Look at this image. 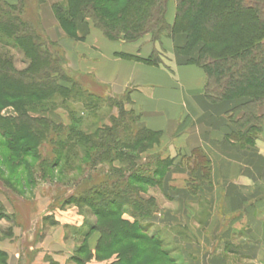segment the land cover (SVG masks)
<instances>
[{"label": "trees", "instance_id": "obj_1", "mask_svg": "<svg viewBox=\"0 0 264 264\" xmlns=\"http://www.w3.org/2000/svg\"><path fill=\"white\" fill-rule=\"evenodd\" d=\"M94 1L67 0L69 12L71 15L75 14L74 16L83 12L92 20V25L109 40L121 39L131 42L141 38L145 33H151L152 40L158 41L162 33L172 36L178 33L185 34V42L178 51L182 54L195 52V55L188 59V63L195 64L204 71L205 98L209 102L240 100L229 111V120L235 130L228 134V138L237 141L243 147L254 144L264 125V0H174L172 23H168L165 18L170 0H127L125 8L119 9L113 17L97 11ZM121 1L106 0L109 3ZM1 4L0 2V44L17 47L27 57L29 63L25 69L17 70L13 67L11 58L3 56L0 52V96L10 99L19 97L52 99L59 96L62 103L74 99L82 106H87L89 110L96 108L98 103L96 99H92L94 96L91 94L83 96L72 78L65 77L59 56L45 45L43 48L32 26L17 15L20 7ZM61 18L57 16L59 24ZM198 43L202 45L197 49ZM140 60L151 65L160 63L155 51L147 59ZM62 79H67L72 86L59 84V80ZM0 103H3L2 99ZM13 105L15 115L2 114L0 106V134L5 138L9 150L31 153L33 157L39 156L37 146L41 140L48 137L45 136V129L49 125L56 130L60 128L44 116L30 115L29 111L18 103L17 106L15 103ZM237 112L241 114L234 119L233 115ZM122 122L117 121L108 130L106 140H111L115 145L120 142L121 139L117 136L122 133L120 128ZM76 125L77 120L61 133L62 139L54 140L52 151L55 159L68 160L71 144H77L78 139L88 137H85L88 134ZM132 134L134 138L127 134L128 138L125 141L127 144L123 149H133L143 140V135L159 136L160 132L142 127L137 128ZM109 146L104 147L101 153L106 155L111 151ZM115 155L119 153L116 152ZM192 155L206 162V170L209 171V162L199 149L193 150ZM157 163L160 166L149 172L131 171L126 178L124 176L126 169L123 167L115 172L117 173L115 181L102 180L99 184L83 190L82 195H70L64 200V204H85L93 209L97 217L103 218H107V214L111 213L110 207L115 206L121 214L126 213L133 219L110 220L108 217L106 223L91 227V230L96 229L99 233L93 254L85 242L91 231L84 232L80 246L82 248L78 249H85L89 259L91 255L96 259H105L101 258L103 253L122 239L134 238L135 230H141L145 238L156 246L160 247L163 244V240L158 236L147 235L143 229L145 226L139 223L155 211L154 200L151 197L134 196L130 189V183L133 181L155 186L162 191L165 184L164 175L173 165V159L169 156L159 157ZM51 166L55 164H48V168ZM70 166L73 169L78 168L77 164ZM135 166L130 164L127 169L133 170ZM163 167L164 170H161ZM136 251L137 247L132 245L127 250L117 253L114 260L104 264H131L136 257ZM0 255L4 256L2 252ZM159 257L162 260L163 257L167 258V261L163 260L164 263L161 264H175L168 256V249L161 248ZM87 259L75 254L70 256V261L74 264H84Z\"/></svg>", "mask_w": 264, "mask_h": 264}, {"label": "rangeland", "instance_id": "obj_2", "mask_svg": "<svg viewBox=\"0 0 264 264\" xmlns=\"http://www.w3.org/2000/svg\"><path fill=\"white\" fill-rule=\"evenodd\" d=\"M0 2L2 3L1 5H17L20 7L19 11L17 10L18 12H16L17 15L32 26L43 48L45 45L59 56V62L62 63L65 77L69 76L72 78L82 91L83 96L91 94L94 96L92 99H96L98 103L96 108L89 110L87 106H82L80 102L74 99H69L67 102L62 103L59 96H55L52 99L22 97L10 99L0 96L4 103H0L2 114L15 115L13 103L16 106L18 103L19 106L26 108L30 115L44 116L60 128V130H56L52 125H49L45 129V136L48 137L41 140L37 146L40 157H33L31 153L25 154L20 151L9 150L5 143V138L0 134V243L18 242L26 255V250L30 244L32 246L33 243L43 241L44 238L48 237L45 242L47 245L49 241L48 234L50 231L52 232V228L55 226V215L60 216L62 219L67 216L74 217L77 214L83 220L82 227L78 228L73 224L65 225L64 238L75 246L73 254L87 259V251L78 249L82 248L80 246L84 232L91 231L85 238V242L89 251L93 254L94 248H91L88 243L90 238L92 239L97 234L99 236V233L96 229L91 230V227L106 223L108 217H110V220L125 218L132 221L133 219L126 213L121 214L115 206H111V213L107 214V218H103V216L97 217L93 209L85 204H64V200L70 195H82L81 192L83 190L99 184L102 180L115 181V175H117L115 172H118L123 167L126 169L124 173L126 178L131 171L145 170V172H149V170L160 166L157 163L159 157H166L161 147V134L159 136L147 135L145 137L143 135V140L136 144L133 149H123V146L127 144L125 141L128 135L134 138L132 133L137 128H142L138 123L136 112L130 109L126 95L118 97L113 94L110 95L107 92V88L97 83L91 74L77 71L73 66L69 65L63 42L68 39L67 41L73 46L75 41L80 39L77 36L76 26L80 27L87 23L92 25V20L87 15L82 12L83 14H77L76 16L72 14V16L69 12L67 0H0ZM126 2L127 0H122L120 3H109L106 0L94 1L97 11H101L110 17H113L119 9L122 8L123 10ZM169 3L175 4L174 0H170ZM48 10L51 22L46 25L49 20L47 18ZM56 15L60 18L62 17L60 19L61 25ZM58 24L62 27L64 33L60 30ZM92 27L94 26L92 25ZM145 35H151V33H145L143 36ZM161 35H164V33ZM201 45L202 43H198L197 49ZM0 52L3 56L11 58V63L17 70H23L28 66L29 60L17 47L0 44ZM68 80H59V84L67 87L72 86ZM75 120H77L76 126L85 134H88L85 136L88 137L78 139L79 142L77 144H71L72 149L69 152L68 160L67 158L62 160L55 159V154L52 151L54 140L62 139L61 133L67 130V127L73 124ZM121 120L123 121L120 126L122 133L117 136L121 140L120 144L115 145L111 140H106V134L117 121L120 122ZM108 145H110L111 151L106 155L102 154L103 148ZM116 152L119 155H115ZM133 158L134 160H132ZM192 159L194 160H191V158L184 159L181 164L183 170H186L184 172L186 173L187 184L191 185L192 183L191 187L199 188L202 184H207L206 178L209 175V171L206 170V162L201 161L200 158L197 159L195 155L192 156ZM50 163L51 165L55 164V166L48 168ZM75 164L78 165V168L73 169L70 165ZM130 164L136 165L133 170L127 169ZM173 167V165L169 167L165 173L164 181L173 171ZM198 168L200 171L199 178L194 175ZM161 170H164V167ZM206 174L207 176H205ZM130 189L134 196L151 197L154 200L155 211L148 218L139 221V223L145 226L143 229L147 235L158 236L163 240V244L160 247L156 246L145 238L141 230H135L133 233L135 235L134 238L122 239L107 252L103 253L101 258L105 259H96L94 255H91L90 259L85 260V263L91 259L101 263L109 261L112 258H116L117 253H121L133 245L137 247V254L131 264H161L163 260L164 262L167 261L166 257H163V260L159 257L161 248L168 249V256L174 260L175 264H184L180 253L187 250L188 244L177 243L173 245V235L178 236L180 241L193 244L192 242L196 238L193 232L204 231L205 203L191 204L189 214L179 210L183 218L176 220V223H171L170 220L175 216L174 212L177 213L178 208L176 204L172 203L171 198L166 195L165 185H163V190L161 191L155 186L131 181ZM163 210L168 212L167 215L165 214L166 217H160ZM219 213L218 216H220ZM13 230L19 236H13ZM96 242L97 239L95 244ZM201 243V241H197L199 251L200 247H202ZM213 251H215V246ZM36 255L37 250L33 249L31 258H27V256L26 260L30 261L31 259V262H33ZM205 255L207 254L205 253ZM205 255L200 251L202 259H204ZM4 260L5 257L0 255V264H4ZM44 260L46 261L45 264H56L46 255H44ZM201 263H203V260H201ZM232 263L239 264L241 261L236 262V260L232 259ZM66 264L74 263L69 258Z\"/></svg>", "mask_w": 264, "mask_h": 264}, {"label": "crops", "instance_id": "obj_3", "mask_svg": "<svg viewBox=\"0 0 264 264\" xmlns=\"http://www.w3.org/2000/svg\"><path fill=\"white\" fill-rule=\"evenodd\" d=\"M173 9L174 4L169 3L165 16L168 23L173 21ZM47 18L46 25H49V10ZM81 26H76L80 39L73 46L68 39L63 42L69 65L91 74L110 95H126L130 109L138 116V123L160 132L163 154L173 159L174 169L164 184L166 195L178 208L171 223L183 218L179 210L189 214L191 204L205 203L204 231L193 232L196 236L193 244L173 235V245L188 244L187 250L180 253L183 263L233 264L234 259L241 261L239 264H264V125L251 146L243 147L228 138L235 130L229 120V111L240 100L209 102L205 98L204 71L188 63L195 52L182 54L178 51L185 42V34H164L155 42L151 35H145L127 42L109 40L89 23ZM59 28L64 33L62 27ZM153 51L160 58L158 65L140 60L147 59ZM240 114L235 113L233 118ZM195 149H199L209 162L207 184L199 188L187 184L186 170L181 164L187 158L194 160ZM194 175L199 178V168ZM165 214L167 210H163L160 217H166ZM54 220L47 245L48 237L30 244L26 255L18 242L0 243L4 264H45L44 255L53 263L66 264L75 246L65 240L64 226L73 224L81 228L83 220L77 214L62 219L55 215ZM13 236H19L15 230ZM97 237L98 234L90 238L91 248ZM197 241L202 242L200 251L207 254L204 259ZM33 249L37 250V255L33 262L27 261ZM109 261L101 263L91 259L85 264Z\"/></svg>", "mask_w": 264, "mask_h": 264}]
</instances>
